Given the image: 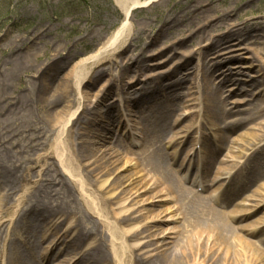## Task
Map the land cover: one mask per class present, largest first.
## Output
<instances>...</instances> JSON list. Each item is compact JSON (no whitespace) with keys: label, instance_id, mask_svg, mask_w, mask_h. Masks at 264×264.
<instances>
[{"label":"bare ground","instance_id":"1","mask_svg":"<svg viewBox=\"0 0 264 264\" xmlns=\"http://www.w3.org/2000/svg\"><path fill=\"white\" fill-rule=\"evenodd\" d=\"M134 4H138L136 0ZM201 4V2L197 3L194 9L199 8L197 6ZM129 10L123 8L122 13L125 14V17L128 16ZM201 12L202 10H200ZM229 14L226 12L213 20L223 22V19ZM168 20L171 26L176 23L177 18L167 15L161 21V25H166ZM206 20L207 24L210 25L212 19ZM226 26V34L222 33L225 35L224 39L233 36L241 38L246 34L249 35L244 27L243 29L235 28L232 30L227 29L228 25ZM124 27L117 29L114 36L103 43V48L98 50L96 54L83 60V72L75 74L72 70L62 74L61 82L53 90H51V85L53 80L59 77L61 71H64L65 67L62 66L64 62H51L49 66L47 65L44 69L40 68V71H37L36 66L23 61V57L18 54L12 57L11 62L3 60L2 65L9 64L10 66L7 69L0 67V190L4 191L0 195V227L7 222L9 226L6 232L11 226H13L11 229L13 231L14 225H19L21 221L25 220L28 212L34 214L32 218L36 217L41 221H47L53 226H56L59 220L63 223L71 219L69 227L62 236L64 239L61 241V244H66L68 249L71 248L67 254L68 258L61 262H65V264H264V252L246 237L247 235L253 238L263 233L264 220L251 230L233 225L235 221L241 220L245 214H251L250 212L258 209L264 199L258 200L259 203L246 205V201L249 203L255 201L252 195L246 201L242 200L240 204L235 205L234 201L247 190L244 186L240 192L234 193L229 190V186L232 185L231 180L240 169V160L232 166H225V163L229 161L228 157L218 163V157L228 138L219 136L218 147H200V163L198 161L197 167L199 165L201 167V179L198 181L196 178L195 181H192L197 185L196 187L201 188L200 193L185 186L187 173L185 176L181 173V170L185 169L186 163L187 170L189 169L192 156L197 153L194 148L188 150L181 161L182 163L175 169L174 160L178 157L177 152L169 155L170 157L166 162L163 158L164 137L168 134H166L168 130L174 131L173 124L178 119L171 121V115L176 110L174 105H167L166 102L157 100L158 96L173 95L171 97L174 98L176 90L181 87V81L194 78L191 76L197 74V69L184 77H178L169 84L162 85L163 83L159 82L160 84L155 83L152 88L142 89L138 96L133 99L129 98L130 96L122 99L125 107L124 112L127 114L130 112L137 114L140 109H149L145 113H139L138 122L134 125L141 134L139 138V140L141 139V149L133 160L127 161L125 159L124 161L122 158H118L116 151L111 152V149L108 151L101 148L93 149L98 143L96 139L100 138L99 132L102 129L105 131L107 125L113 124L111 118L114 115L110 111L111 108H107L106 112L102 114L99 111L100 107H98L104 105L106 97L110 95L111 80H107L105 84L107 89L104 87L102 91L95 94L94 98L98 105L85 121L82 120V116L88 115L89 111L83 103L98 84L102 69L97 70V67H100L104 61L116 63V60L113 59L115 54L130 46L134 37L131 34V28L124 37L121 39L119 37ZM203 36L204 34H200L199 38ZM262 36H264V32H262ZM34 40L37 39L34 38ZM208 40L213 48H219L223 44V40L220 41L216 37L211 36ZM64 49L67 48L64 47ZM184 56L187 57L188 55H182V57ZM184 65L186 66V64ZM137 69L139 71L140 68L137 67ZM262 69L264 67L261 68V71ZM30 72L40 74L38 78L40 81L30 80L29 77H32ZM174 72L176 69L173 70ZM21 74H25L28 81L23 83V87L12 97V93L9 92L14 81ZM125 75L126 73L118 72L113 79V84L119 93L127 92L131 95L134 93L133 91L129 93L131 84L139 81V75L135 71L130 84L124 83ZM72 77L73 81L71 80ZM209 77L211 78L212 74L208 75L207 72H203L200 99L206 98H204L201 109L207 118L214 122L217 120V123L231 114L232 110L226 108L227 100L220 101L217 90L210 85ZM256 83L257 81L251 82V86L255 87ZM126 86L128 90L125 92ZM194 86L199 88L198 85L194 84ZM50 90L52 93L48 95ZM72 91L75 92V96L69 101L70 105H64L62 110L55 111L60 105V101L69 98V92ZM200 99L198 98V100ZM153 101L154 103H151ZM79 109L81 111L76 116ZM34 111L44 115L36 119L33 114ZM236 111L239 112V109ZM119 112L121 111L118 109ZM2 114L5 116L4 119ZM45 123L50 125L48 130ZM85 124H90V127L84 128ZM240 124H242V120L228 123L222 129L217 128V125H214V128H217V132L229 134ZM201 125L203 126V123ZM191 127L192 125L184 127V131L190 133ZM83 129L84 132H82ZM60 131L62 134L65 131V141L61 142V146L59 145L60 147L54 151L53 157H56L64 175L70 179L72 186L78 191L77 199H80L88 216L90 214L91 217L98 220V225L102 230L94 228L91 220H84L79 211L75 212L71 210V207L62 208V204L65 202L67 205L73 201L64 181L56 178H44V180L39 178L35 180L32 187H28L26 184L33 169L32 166H23L24 162L28 160L27 157L30 156L36 146H40L46 132L52 135ZM110 131L107 129L105 132L108 135ZM82 136L85 137L84 140H82ZM203 136L201 139L204 138ZM179 138L173 135L169 138L167 145L170 143H180L179 145H181L183 138L178 142ZM239 138V145L246 149L240 159H246L244 165L249 166V163L260 154L262 150L260 144L264 142V137L263 135L248 133ZM248 139H251V142H247ZM121 140L117 142L118 147L123 146ZM14 145L17 146V149L13 151ZM229 149H231L230 153L239 150L236 147ZM35 155L36 163L42 162L44 157L49 156V154L40 156L36 153ZM6 162L11 163L10 168H7ZM133 162L135 165L144 164L145 167H149L150 171L155 174V178L149 180L142 178L135 182L133 175L129 177L115 175L112 180L109 179V176L114 173L130 168ZM217 164L219 166L211 180V186L218 185L220 180L223 181L213 192L203 195L209 187L208 184H205L208 173ZM81 167H84L85 172L87 171L86 176L93 177L96 183L104 178L98 187L97 185L93 186V182L79 176L81 175L79 173ZM19 172H21V176L18 177ZM263 175L264 163L258 164L257 162L246 174L245 184L253 185ZM135 183L137 184L134 185ZM10 197L15 202L13 205H9ZM161 203H171L173 207L160 209L154 213L150 210L154 205ZM243 206L251 207L252 210L238 211ZM10 209L14 214L7 218V212ZM179 218H184L186 222L180 228L161 229L158 232L157 230L153 231L154 228L149 226V224L155 223H175ZM141 220H143L144 225L138 226ZM15 229L13 234L9 231L2 240L1 254L2 258L5 259L2 264H28L27 258L24 259L21 252L29 248L32 249L34 244L26 241L23 234L17 236ZM171 233L180 235V238H177V241L173 243L174 245L172 244V248L166 249L167 240L170 239ZM56 234L58 235L55 233L54 240L50 242H46L45 235L40 237L43 243L46 242V247L41 246L40 248H43V252L37 258L39 264H51L52 260L49 255L53 248L58 245L60 238L57 239ZM69 234L72 236L66 242ZM259 245L264 248V239L259 241Z\"/></svg>","mask_w":264,"mask_h":264},{"label":"rangeland","instance_id":"2","mask_svg":"<svg viewBox=\"0 0 264 264\" xmlns=\"http://www.w3.org/2000/svg\"><path fill=\"white\" fill-rule=\"evenodd\" d=\"M134 1L0 0V65H2L3 60L11 62L13 60L12 57L17 54L23 57V61L36 66L37 71H40V68L44 69L47 65L49 66L51 62H64V65L62 64L65 67L64 71H61L59 77L54 79L51 85V90H53L61 82L60 78H62V74L72 70L75 74L83 72V60L102 49L103 43L113 37L117 29L125 26L124 30L119 34L121 35L119 36L121 39L131 28V34L134 37L130 46L121 49L115 54L113 59L116 60V63L104 61L100 67H97V70L102 69L101 76L98 78V84L83 103L89 111L88 115L82 116V120L85 121L86 118L92 115V112H94L98 105L94 98L95 94L104 89L107 80H111L110 95L106 97L104 105L98 107H100L99 111L102 114L106 112L107 108H111L110 111L114 115L111 118L113 124L111 126L107 125L105 129V131L107 129L111 130L110 134L107 135L104 129L99 132L100 138L96 139L98 143L93 149L97 150L101 148L105 151L111 149V152L116 151L118 158L120 157L124 161L125 159L127 161L133 160L140 153L141 149V139L139 140L141 134L134 125L138 122L137 117L139 113H145L149 109H140L137 114L132 112L127 114L124 112L125 107L122 99L129 96V98L133 99L138 96L139 91H142V89L152 88L155 83L159 82L163 83L162 85L169 84L178 77H184L186 74H191V72L197 69V74H192L191 76L194 78H191V80L187 78L188 80L181 81V87L176 90L174 98L171 97L173 95L167 97L158 96L157 100H162L167 105H174L176 110L171 115V121L172 119H178L173 124L174 131L168 130L166 132L168 134L164 137L163 158L166 162L170 157L169 155L177 152L178 157L174 160L175 169L182 163L181 161L189 149L194 148L198 150L201 146L218 147V137H227L228 139L218 157V163L224 161L226 157H228L229 161L225 163V166L236 165L235 163H238L240 160V169L231 180L232 185L229 186V190L234 193L236 191L240 192L243 186L247 190L234 203L235 205L240 204L242 200L246 201L252 195L255 201H251V203L246 201L245 204L259 203L258 200L264 199V175L253 185L245 184V176L257 162L258 164L264 163V142L260 144L262 148L260 154L257 155L254 161L249 163V166L244 165L246 159H240L246 149L245 147H241L238 142L241 135L248 133L263 135L264 137V69L261 71V68L264 67V36H262V32H264V0H136L137 5L134 4ZM199 2L202 4L197 6L199 8L194 9V6ZM123 8L130 9L127 17L122 13ZM200 10H202L201 13ZM226 12L230 14L223 19L224 23L213 20L215 17H221ZM167 15L176 17L177 21L170 26L168 20L166 25L162 26L161 21ZM206 19H212L209 23L210 25L207 24ZM226 25H228L227 29L232 30L235 28L243 29L244 27L249 32V35L246 34L241 38L233 36L232 38L224 39L225 35H222V33L226 34ZM214 27L216 28L213 29ZM200 34H204V36L199 38ZM211 36L220 39V41L223 40L222 46L219 48L211 47V42L208 40ZM34 38L37 40H34ZM64 47L67 49H64ZM184 54L188 56L182 57ZM9 66V64H3L0 67L1 69H7ZM197 66L198 68H196ZM137 67L140 68L139 71ZM174 69H176V72L173 73ZM135 71L138 72L139 81L131 84L130 92L128 91L129 93L132 91L134 93H131V95L127 94V86L124 88L126 93H119L113 84L115 76L118 72L122 74L126 73L124 83L127 84L132 81L131 77L134 76ZM203 72H207L208 75L212 74V77H209L211 87L217 90L219 94L217 96H219L220 101L227 100L226 108L232 110L231 114L223 118L224 121L221 120L217 123V120L215 122L212 121L207 118V115L201 109L204 98H206L200 99ZM39 75L36 72H30V76L32 77H29V79L36 82L40 81L38 79ZM228 78L231 81H226L229 80ZM71 80L73 81V77ZM27 81L28 79H26L25 74H21L14 81L12 89L9 92L10 94L12 93L11 96L14 97L19 92V89L23 87V83ZM256 81V86H251V82ZM194 84L199 86V90ZM105 89H107V85ZM51 90L48 95H51ZM68 96L69 98L60 101L61 103L55 111L62 110L64 105H70L69 101L75 96V92H69ZM151 103H154V101ZM118 109L121 112L118 113ZM238 109L239 112L236 111ZM80 111L79 109L76 116L79 115ZM33 114L36 119L44 115L36 111ZM1 116L3 119L5 118L4 114ZM239 120H242V124L229 134H222L216 130L217 128L222 129L228 123ZM202 123L203 126L201 125ZM45 124L48 130L50 125L48 123ZM189 125H192V127L190 128V133H187L184 131V127ZM214 125H217V128H214ZM85 127H90V124H85ZM82 132H84V129ZM173 135L180 137L177 140L178 142L183 138V141H181L183 143L181 145H179L180 143H170L167 145L169 138ZM202 136L204 138L201 139ZM43 138L40 146H36L30 156L27 157L28 160L23 164L24 167H33L26 182L27 186H34L35 180L39 178L43 180L44 178H56L64 181L73 201L67 205H65V202L62 204V208L71 207V210L75 212L79 211L84 220H91L94 228L102 230L98 225V220L91 217L90 214L88 216L87 210L82 205L80 199H77L78 191L72 186L70 179L64 175L56 157H53L54 151L61 146V142L65 141V131L63 134L60 131L52 135L46 132ZM84 139L85 137L82 136V140ZM120 140L123 146L120 145L118 147L117 142ZM246 141L251 142V139ZM231 147L239 149L238 152L230 153L231 149L229 148ZM12 148L14 151L17 149V146L14 145ZM126 152L128 155L125 154ZM35 153L40 156L49 154V156L44 157L42 162L36 163ZM197 156V153L192 156L188 170L187 163L185 164L186 166L184 165L185 169L181 170L183 176L187 173L188 183L187 181L185 183L187 188H190L191 181L196 179L197 172L198 174L201 173L200 165L197 168L199 161H197ZM131 164L130 168L119 173H114L112 176H109V179L112 180L115 175L128 177L133 175L135 182L142 178H146L147 180L155 178V174L150 171L149 167H145L144 164L135 165L134 162ZM10 165V162H6L7 168H10ZM218 166V164L214 165L208 173L205 184H208L209 187L204 195L213 192L223 181L220 180L218 185L211 186V180L215 176ZM79 173H81L80 177L93 182V186L97 185V187L104 179L102 178L96 183L93 177L90 175L86 176L87 171L85 172L84 167L80 168ZM19 176H21V172L18 173ZM257 190L260 192L258 193ZM194 192L196 191L194 190ZM3 193L4 191L0 190V195ZM13 201V198L10 197V200H8L9 205H13L15 203ZM168 207H173V204L161 203L156 206L154 205L150 210L154 213L157 210H164ZM251 210V207L243 206L238 211ZM250 213L245 214L241 220L235 221L233 225L250 230L257 226L258 223L264 220V201L258 209ZM13 214L12 209H10L7 212V218H10ZM32 217H34V214L28 212L25 220L21 221L19 225L15 224L17 226L14 225V229L16 228L20 231L18 232L15 229L17 236H22L23 234L26 241L34 244L32 249L29 248L21 252L23 258H27L28 264H39L37 258L43 252V248L40 249L41 246L46 247L45 243L54 240L55 233H58V235L56 234V238L60 237L59 243L49 255L52 260L51 264H59L64 259H67V254H69L71 248L68 249L66 244H61V241L64 239L62 237L64 231L67 230L72 220L68 219L67 222L63 223L59 220V223L53 226L47 221H41L36 217ZM183 224H186L184 218H179L175 223H155L149 224V226L154 228L153 231L157 230L159 232L161 229L180 228ZM143 225L144 222L141 220L138 226ZM8 226L9 224L5 222L0 227V264L5 260L1 254L3 247L2 240L13 227L11 226L6 232ZM188 228L190 229V227ZM13 231L10 233L13 234ZM42 235H45V243L40 240ZM68 236L66 242L69 241L72 234ZM246 237L264 252V248L259 245V241H263L264 239V230L263 233L253 238L247 235ZM177 238H180V235L171 233L170 239L167 240L166 249L172 248ZM38 242L39 244H37ZM61 264H65V262Z\"/></svg>","mask_w":264,"mask_h":264}]
</instances>
